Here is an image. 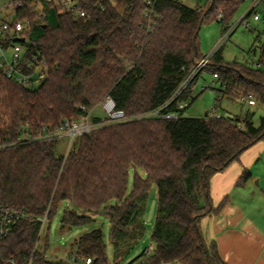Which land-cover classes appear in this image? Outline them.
<instances>
[{"label":"trees","instance_id":"16d2710c","mask_svg":"<svg viewBox=\"0 0 264 264\" xmlns=\"http://www.w3.org/2000/svg\"><path fill=\"white\" fill-rule=\"evenodd\" d=\"M74 1L85 16L60 11L64 6L56 2L62 0L44 1L43 17L30 8L32 0L16 10L18 19L30 23L28 56L37 53L44 59L47 76L31 87L7 78L0 68V137L10 143L0 150V205L25 212L0 238V264L11 258L19 264H86L88 258L89 264H107L100 228L76 239L66 261L37 250L40 219L47 212L51 220L62 202L67 203L62 229L91 223L89 214L105 215L115 256L125 257L145 233L152 183L159 191L154 245L152 253L143 251L138 259L145 258L146 264H226L217 243L201 237L202 217L227 203L224 198L213 206L210 179L264 139V115L258 125L250 110L243 116L181 113L177 119L109 123L76 137L65 154L58 151L59 139L18 138L43 126L56 129L66 118L80 119L106 96L129 117L161 106L200 58V24L216 20L228 30L244 0H201L195 7L183 0H157L151 18L145 15V0ZM254 12L251 8L240 22ZM260 49L255 65L236 61L234 66L219 51L212 55L208 65L220 84L219 99L251 96L256 105L264 104V41ZM189 93L190 87L182 97L188 100ZM92 117L102 121V116ZM131 168L134 182L128 193ZM251 177L245 168L239 183Z\"/></svg>","mask_w":264,"mask_h":264},{"label":"rangeland","instance_id":"374dc122","mask_svg":"<svg viewBox=\"0 0 264 264\" xmlns=\"http://www.w3.org/2000/svg\"><path fill=\"white\" fill-rule=\"evenodd\" d=\"M199 2H201V0H185V3L191 7H195ZM13 3L14 0H0V9L13 15ZM251 8H255L254 14L243 22H240V19ZM256 14L260 16L259 20H255L254 16ZM230 28V34L228 37H225L229 29H224V26L216 20H206L201 25L198 32L200 58L195 63L196 68L199 61L210 53L214 55L218 51L225 62L231 65L238 66V64L235 63L236 61L242 64L255 65L260 58V46L264 41V0H244ZM258 35H260V39L256 41L255 38ZM195 66H193V68H195ZM198 68L201 71L190 87L188 97L189 105L185 110V115L190 117H204L215 111L223 116H243L246 111L250 110L255 114L253 117L255 124H259L260 117L264 115V104L257 103V105H248L245 101L231 99L229 97L219 99L218 96L220 92L218 88L220 84L216 78H214L210 65L207 64ZM91 113L92 116H104V112L100 105L95 106ZM262 144H264V139L259 140V142L252 147L258 149ZM71 146L72 142L69 138L63 137L58 141V151L60 153H67ZM257 158H259L257 163L252 169H249L252 175L253 173L255 174V179L250 181V185L258 191H262L264 190V148ZM136 171L139 175L146 177L143 168L137 167ZM134 173V168H131L128 193H130L133 188ZM257 181L259 182L257 183ZM236 197L238 200L242 201L244 205L251 208L247 203L249 202L246 200L247 197H241L238 193H234L232 198ZM158 198V186L152 183L146 199L144 216L145 233L136 246L125 257L117 258L115 256L113 245L109 239L110 220L105 215L89 214L93 220L91 223L62 229L61 218L67 206L66 202H62L52 219L47 220L42 226L40 239L36 248L38 251L44 252L49 259L66 261L70 256L73 249L72 244L76 239L86 232L100 228L104 233L105 242L107 244V264H146V259H138V256L146 250L148 254L152 253L154 244L151 233L156 218ZM261 212L264 211L261 210L260 214Z\"/></svg>","mask_w":264,"mask_h":264},{"label":"built area","instance_id":"2783aa9c","mask_svg":"<svg viewBox=\"0 0 264 264\" xmlns=\"http://www.w3.org/2000/svg\"><path fill=\"white\" fill-rule=\"evenodd\" d=\"M24 1L25 0H14L13 15L0 9V68L3 70L7 78L23 85L37 87L46 78L47 67L44 59H39L37 53H32L28 56V46L26 45L28 39L26 32L30 29V23L27 19L20 20L16 16V10L23 7ZM44 1L52 0H32L30 3V8L37 13L38 17L45 16L43 10ZM145 2L147 5L145 15L151 18L155 13V4L157 0H145ZM56 3L63 4L64 7L60 8V11H71L77 16H85L86 14L85 10L80 7L79 2L77 1L62 0V2ZM254 18L255 20H259L260 16L256 14ZM230 32L231 28H229L225 37H228ZM22 38L24 41H22ZM211 57L212 53L197 63V68L195 66V68L187 74L170 100L146 113L129 117L123 110L117 108L116 102L111 96H106L99 103L104 112L102 121H94L90 111L88 115H85L80 119H64L61 125L56 129L47 130L46 127L43 126L42 129L37 132L25 133L18 138V142H21L22 140L60 139L63 137L69 138L72 142L76 137L87 134L92 130L109 123L125 122L147 117L177 119L181 113L185 114V110L189 105L188 100H185L182 97L183 94L189 89V87H191V84L199 75L201 70L198 67L207 65ZM240 101H245L249 105H256V101L251 96L241 97ZM173 103L174 106L172 107ZM210 116L220 117V114L214 111ZM9 145V142L2 140L0 137V150H4ZM24 216L25 212L20 208L0 205V238L6 236L11 231L15 222ZM40 220L44 225L47 221V212ZM90 262L91 259L88 258L86 264H89ZM7 264L19 263L14 258H11L8 260Z\"/></svg>","mask_w":264,"mask_h":264},{"label":"crops","instance_id":"0c3cea01","mask_svg":"<svg viewBox=\"0 0 264 264\" xmlns=\"http://www.w3.org/2000/svg\"><path fill=\"white\" fill-rule=\"evenodd\" d=\"M263 148L264 144L258 149L251 147L210 179L213 206L217 207L224 198L227 203L218 213L202 217L200 226L206 243H217L226 264H264V212L260 214L264 211V190L258 191L250 185L254 173L245 183H239L244 169L253 168ZM234 193L247 197L251 208L237 197L232 198Z\"/></svg>","mask_w":264,"mask_h":264},{"label":"water","instance_id":"95a60500","mask_svg":"<svg viewBox=\"0 0 264 264\" xmlns=\"http://www.w3.org/2000/svg\"><path fill=\"white\" fill-rule=\"evenodd\" d=\"M201 28V24H200V26H199V29ZM22 41H24V39L22 38ZM202 237V239H203V236H201ZM203 242V241H202ZM203 244H205L204 242H203ZM205 250H207V248L205 247Z\"/></svg>","mask_w":264,"mask_h":264}]
</instances>
